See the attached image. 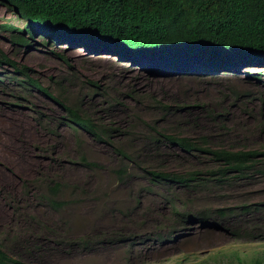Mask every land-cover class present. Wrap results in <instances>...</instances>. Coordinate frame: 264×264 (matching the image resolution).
Wrapping results in <instances>:
<instances>
[{"label":"rangeland","instance_id":"rangeland-1","mask_svg":"<svg viewBox=\"0 0 264 264\" xmlns=\"http://www.w3.org/2000/svg\"><path fill=\"white\" fill-rule=\"evenodd\" d=\"M9 23L25 25L0 4V24ZM10 36L0 30V50L9 60L30 68L31 78L53 92L65 79V95L71 101L83 97L81 103L91 107L96 120L109 124L139 114L132 124L135 134L119 138L116 148L82 131L59 129L51 118L61 116L62 110L27 86L12 67L0 64V245L10 255L26 264H264V162L224 183L205 175L190 187L155 183L144 172L186 174L214 166L209 157L187 156L153 142V132L145 129L156 120L186 137L206 135L213 148L264 150V66L205 77L149 78L112 55L48 39L46 45L22 47L11 44ZM251 70L260 80L246 74ZM74 72L76 80L66 81ZM90 81L100 84L108 96L96 95ZM227 90L248 97L232 106L222 95ZM151 97L189 106L198 120L173 113L163 117ZM225 102L229 106L221 108ZM212 109L226 110L223 128L208 117ZM120 147L131 150L137 162L123 158ZM81 157L92 166L83 165ZM56 184L58 200L65 202L59 211L48 202L47 188ZM245 205L250 209L242 214L240 207ZM227 207L235 209L230 219L237 236L229 224L217 221V211ZM174 208L205 213L212 225L223 223L229 231L197 223L178 225L168 236ZM159 233L165 234L162 241ZM81 238L92 243L72 246ZM46 248L50 250L44 252Z\"/></svg>","mask_w":264,"mask_h":264},{"label":"trees","instance_id":"trees-1","mask_svg":"<svg viewBox=\"0 0 264 264\" xmlns=\"http://www.w3.org/2000/svg\"><path fill=\"white\" fill-rule=\"evenodd\" d=\"M0 4L25 22L23 27L12 23L0 24L1 31L11 34L10 42L13 45H46L45 39L53 43H66L69 47L83 48L94 54L112 55L117 61L129 62L149 78L198 74L205 77L230 70L243 71L254 66H264V0H0ZM36 38H40V41L37 42ZM3 63L12 67L13 73L21 77L27 86L43 93L62 110L61 116L51 118L52 123L57 122L59 129L82 131L96 142L113 148H116L119 138L135 134L132 124L138 122L139 114L127 116L129 121L106 124L96 120L98 117L92 114L91 107L85 108L86 105L81 103L83 97L71 101L65 95V79L56 83L58 91L53 92L31 78L30 68L19 67L0 50V64ZM246 74L258 80L261 77L252 70ZM68 80H76L75 72L68 76ZM89 85L96 95L108 96L100 84L90 81ZM227 91L228 94L222 95L224 99L232 101V106L248 97L235 90ZM150 100L154 109L163 117L173 113L185 120L193 121L192 117L198 120L189 113V106L175 102L164 104L152 97ZM220 106L226 109L229 104L225 102ZM207 115L221 128L224 127L226 110L212 109ZM40 121L44 123L43 116H40ZM161 121L147 123L145 130L153 132V142L169 146L170 149L176 148L179 153L187 156L195 157L197 154L209 157L214 166L205 172L195 170L186 174L145 169L144 172L152 182L190 187L207 175L210 181L224 183L232 175H245L264 162V150L213 148L209 145L208 136L186 137L160 126ZM118 152L126 160L137 162L130 154L131 150L120 147ZM81 160L83 165L92 166L84 157ZM47 193L50 194L48 202L53 210H61L65 202L58 200L60 185L48 187ZM249 209L247 205L240 207L242 214H247ZM234 210L228 207L218 210L217 221L229 224L232 234L237 236L233 231L235 223H232ZM173 215L174 221L168 227V236L178 225L184 227L197 223L215 226L219 231H229V227L223 223L212 225V218L205 213L174 208ZM126 236L121 235V239ZM158 236L162 241L165 234L159 233ZM91 243L89 239L81 238L72 246L87 247ZM49 250L46 248L43 251ZM0 264L26 263L10 255L0 245Z\"/></svg>","mask_w":264,"mask_h":264},{"label":"bare ground","instance_id":"bare-ground-1","mask_svg":"<svg viewBox=\"0 0 264 264\" xmlns=\"http://www.w3.org/2000/svg\"><path fill=\"white\" fill-rule=\"evenodd\" d=\"M186 71V70H185ZM182 76V75H181ZM190 77V76H189ZM3 138V137H2ZM4 139V138H3Z\"/></svg>","mask_w":264,"mask_h":264}]
</instances>
